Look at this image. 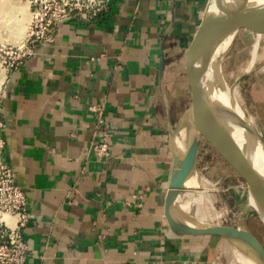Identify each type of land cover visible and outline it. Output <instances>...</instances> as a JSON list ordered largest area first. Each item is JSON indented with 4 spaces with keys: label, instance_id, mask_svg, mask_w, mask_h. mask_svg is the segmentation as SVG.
I'll return each instance as SVG.
<instances>
[{
    "label": "crops",
    "instance_id": "1",
    "mask_svg": "<svg viewBox=\"0 0 264 264\" xmlns=\"http://www.w3.org/2000/svg\"><path fill=\"white\" fill-rule=\"evenodd\" d=\"M207 2L111 0L92 24L63 22L5 76L4 159L30 205L26 264H228L227 241L178 237L164 218L173 163L164 99L176 127L187 108L174 111L172 76L182 75L191 103L186 65ZM242 82L264 124V66ZM100 121L104 159L90 151Z\"/></svg>",
    "mask_w": 264,
    "mask_h": 264
},
{
    "label": "water",
    "instance_id": "2",
    "mask_svg": "<svg viewBox=\"0 0 264 264\" xmlns=\"http://www.w3.org/2000/svg\"><path fill=\"white\" fill-rule=\"evenodd\" d=\"M260 17H264V0H208L186 65L191 85V103L176 127L173 125L169 103L164 99L173 152L172 170L164 201V218L168 228L178 237L223 239L256 264H264V245L247 226L201 221L194 214V208L186 211L180 200L188 194L197 192L196 182L195 185L189 182L193 177L195 179L198 170L201 142L207 140L246 184L248 195L256 205L253 209L264 227V170H258L253 151L249 148L250 144L241 145L240 140H237L228 127L215 117L210 87L213 81L211 69L215 64V56L228 32L236 30L238 33L241 28ZM165 41L166 37L161 47L159 75L161 86L165 66L163 53ZM243 78L244 75L228 87L231 103L242 111L243 116L240 120L246 126L249 137L262 146L264 163V136L245 115L234 95L236 86ZM187 123L190 128L186 140L180 144V133L186 130ZM14 176L17 186L27 194L25 188L17 181L15 172Z\"/></svg>",
    "mask_w": 264,
    "mask_h": 264
},
{
    "label": "rangeland",
    "instance_id": "3",
    "mask_svg": "<svg viewBox=\"0 0 264 264\" xmlns=\"http://www.w3.org/2000/svg\"><path fill=\"white\" fill-rule=\"evenodd\" d=\"M15 1L26 8L28 12V24H24L22 15L18 13L19 10L17 8L12 7L13 5L11 6L10 4L6 5L0 0V49L3 47L22 45L28 34L32 18L29 12V6L23 0ZM23 27L25 28L24 35L22 34ZM256 33L255 25L251 22V24L241 28L225 51L220 65L222 77L228 87H231L239 77L248 75L251 66L256 69L264 66V35L260 42V50L258 49L257 59L254 64L251 65L253 47L257 41ZM6 52V50H0V75L6 71V67L3 66L7 57ZM6 75L7 71L5 72V76ZM172 77L176 80V86L178 87L176 95L172 97V105L174 111L179 116L180 114L182 115L186 108L188 109L190 97L189 100L188 95L186 98H182V92L186 89V82H184L182 75L178 72H174ZM248 85L249 83L240 81L236 86L234 95L245 115L254 122L258 129L261 128L264 130V124H262L263 120L258 117L261 110L257 105L251 104L254 102L253 98L252 101H250L251 103H248V100L251 99L248 93ZM2 86L3 85L0 87V92ZM189 128L190 125L187 123L185 134L182 136L183 141L186 140ZM200 149L201 153L198 159V170L195 176L196 186L199 189L195 191L206 194V199L210 202L209 204L206 201V208L210 209L213 207L216 214V219L208 217L209 219L207 218L208 220L206 222L230 225L241 224L247 226L264 245V227L256 211L249 204L250 196L248 195L246 184L226 162L222 155L209 145L207 140L201 142ZM203 178L205 182L202 181ZM242 185L245 186V188L240 187ZM229 249L231 253L227 256L228 264H239L233 254L234 247L230 245Z\"/></svg>",
    "mask_w": 264,
    "mask_h": 264
},
{
    "label": "built area",
    "instance_id": "4",
    "mask_svg": "<svg viewBox=\"0 0 264 264\" xmlns=\"http://www.w3.org/2000/svg\"><path fill=\"white\" fill-rule=\"evenodd\" d=\"M23 1L29 6L31 23L22 45L1 48L7 51L3 64L7 74L18 70L31 59L37 45L48 42L63 22L77 20L92 24L108 11L111 3V0ZM3 128L0 116V264H26L32 254L25 239V231L31 222L30 205L26 194L16 184L13 170L4 159L6 141L2 136ZM99 128H104L102 121ZM90 151L98 159L109 157V131L106 128L102 130L99 141L90 146Z\"/></svg>",
    "mask_w": 264,
    "mask_h": 264
},
{
    "label": "bare ground",
    "instance_id": "5",
    "mask_svg": "<svg viewBox=\"0 0 264 264\" xmlns=\"http://www.w3.org/2000/svg\"><path fill=\"white\" fill-rule=\"evenodd\" d=\"M2 1L6 5L10 4L11 6L13 5L12 7L17 8L19 10L18 13L20 15H22V20H23L24 24L25 25L28 24L27 23L28 22V12H27L26 8H24L22 5H19L18 2L15 0H2ZM252 23L255 25V28L257 31V33H256L257 41L253 47L251 65H253L257 59L260 42H261L263 35H264V17L257 18L256 20H253ZM24 27L22 29L23 35H24V30H25ZM236 34H237L236 30L228 32V34L226 35V37L224 38V40L222 41V43L218 47V51H217L216 56H215V64L213 65V67L211 69V78H213V81L210 83L211 94H212V111H213L215 117L218 120H220V122L222 124L226 125L228 127V129L235 135L237 140L238 141L240 140L241 145L245 146V145L250 144L249 148H251V150L253 151L252 155L256 159V166H257L258 170L263 171L264 170L263 148L258 142L252 140L249 137V135L247 133L246 126L240 120V117L243 116V113L239 109V107H234L232 105V103H231L232 99H231L230 91H229L228 86L226 85V83L223 80L222 75H221L222 70H221L220 62L224 56L225 51L228 49L229 45L233 41ZM4 79H5V72H3L0 75V87L4 82ZM180 134H181V140H182V141H180V143L182 144L183 143L182 136H184L185 130H182V133H180ZM248 141H250V142L248 143ZM203 180H204V178L202 179V181ZM203 182H205V181H203ZM189 184L195 185L194 177L189 182ZM205 195L206 194H203V192H200V193L195 192V195L194 194H188V195H186L185 198L180 200L181 201L180 204L183 206V208L186 211H191L194 208V210H193L194 214L201 221H207L209 218H215L216 219V214L213 210V207H211V205H210V207H211L210 209L206 208V201L209 204H210V202L206 199ZM249 200H250V203H249L250 206L252 208H255L256 205H255V202L253 201L251 196H250ZM215 219H214V221H215ZM233 254H234V256H235V258L239 264H256L252 259L245 256L243 253L238 251L236 248H234ZM233 263H234V261H233Z\"/></svg>",
    "mask_w": 264,
    "mask_h": 264
}]
</instances>
